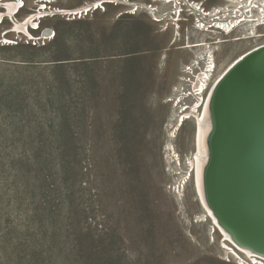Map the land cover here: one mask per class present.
I'll list each match as a JSON object with an SVG mask.
<instances>
[{
	"label": "rangeland",
	"instance_id": "374dc122",
	"mask_svg": "<svg viewBox=\"0 0 264 264\" xmlns=\"http://www.w3.org/2000/svg\"><path fill=\"white\" fill-rule=\"evenodd\" d=\"M24 2L19 19L39 4ZM243 2H105L44 17L37 40L0 24V264H257L207 217L192 166L202 76L264 43V19L231 39L216 29Z\"/></svg>",
	"mask_w": 264,
	"mask_h": 264
},
{
	"label": "bare ground",
	"instance_id": "6f19581e",
	"mask_svg": "<svg viewBox=\"0 0 264 264\" xmlns=\"http://www.w3.org/2000/svg\"><path fill=\"white\" fill-rule=\"evenodd\" d=\"M169 1V0H168ZM240 1V0H238ZM245 1L241 4V8L239 10V15L237 18L232 20V22H229L227 20H222L220 23L216 24V29H219L222 31L225 37L228 39H231L234 36H237V31L240 28L245 27V25L249 26V29H254L258 28L259 26L263 25V20L262 24L257 22L258 20L264 19V0H241ZM105 2H116V0H96L88 4H83L80 6L76 7H71V8H59V7H53L49 6L50 1L49 0H39V4L36 6V9H33L32 12L28 13L24 18L19 19L17 17V14H19L22 10V8L25 6L24 0H0V24H2L5 19H10L12 18L13 22L12 25L10 26L9 29H6L8 32H18L22 36L28 38L29 40H37V39H47L49 37L48 34L49 32H42L39 34V36L33 35L30 30L34 29L37 27V24L42 21V19L46 16L52 17V16H57V15H71L78 18H82L85 16V14L90 13V11H94L97 9H100L103 7ZM87 11V13L84 11ZM81 14V15H80ZM251 17H255V20ZM239 18H242V20L239 22ZM253 21V22H252ZM217 23V22H216ZM234 24V26H233ZM197 27V26H196ZM215 28V27H213ZM200 29V28H199ZM203 32H206L207 36L211 35L214 29H211V27H205L201 29ZM256 30V29H255ZM7 32V33H8ZM52 33V32H51ZM253 33V32H252ZM256 36V35H255ZM5 41H9L6 36L4 37ZM3 39H0V45L3 43H8V42H3ZM216 50V49H214ZM256 58V59H255ZM239 63L234 66L235 61H238ZM234 62L230 63L229 66H231L228 75L223 78V72L221 75L217 76L213 80V76L216 72V70L213 72V75L209 78L202 76L201 82L203 83V88L204 92L208 89L207 95H205L204 101L201 104V111L199 114L196 116V133H195V151H194V159L192 158V166L193 168V177H194V184H195V189L198 194L199 200L203 206V208L206 211L207 217L211 219L212 224L214 225L215 229L220 232L222 236H226L225 242L230 244L232 248L234 249V252H238L240 254H243L246 259L248 260H253L256 261V263L264 264V254L256 249L255 245L250 243L248 246L242 245L237 242L235 237L233 236L231 232V226L227 224V222L230 225L236 226L238 231L237 234L240 237L246 238V236L239 230V227L233 223L230 219H226V221L219 216V214L214 210V206L211 205L207 201V197H210V184L208 185L207 182L206 184L209 186V193L205 191L207 189L206 187L204 188V179L203 174H206L203 170V166L206 164L205 162L208 163L210 160L212 162L211 164V176H210V181L211 177L214 175V166L217 163V156H216V151H217V146H218V137L221 132V125L219 124L220 121V116H218L219 108H220V99H222V90H230L228 87L232 82H240V79L235 80L234 78H237L238 74H241L246 68L248 71H252L253 75H249L248 77V82L246 86L249 87V85L252 86L253 89H255V92L258 91L259 93H256L253 96V101L257 102L258 101V96L261 95L263 97L262 99V104L264 105V43L257 45L251 49H249L247 52L239 56ZM216 60L214 59L215 63ZM237 63V62H236ZM251 67V68H250ZM226 68V69H227ZM216 69V68H215ZM225 69V70H226ZM255 71H258L259 73H255ZM226 74V73H225ZM252 76V77H251ZM205 81V82H204ZM212 81V83H211ZM211 83V86H210ZM210 86V87H209ZM201 87V84L200 86ZM210 94V95H209ZM210 96L209 101L205 107V112L202 114L203 107L205 100L207 96ZM238 93H236V96ZM235 95L234 98L232 99L234 102L235 101ZM238 98V96H237ZM233 106V104H232ZM196 108V107H194ZM254 110V109H253ZM253 110L248 112V117H245L243 121L245 120V124H248L247 126H250L258 131V125L259 123L256 122L257 119L260 121V125H264V108L261 110L263 111V114H254ZM194 111V110H193ZM197 111V110H196ZM188 113V111H185ZM189 114V113H188ZM252 118H255V121H253ZM244 124V123H243ZM244 124V125H245ZM244 128H246L244 126ZM244 135L246 137H250V133L247 131L248 127L245 129ZM255 131V132H256ZM264 131V129H263ZM263 134L264 132L258 131ZM235 137H238L236 135ZM264 138V137H263ZM260 144V143H259ZM261 149L263 150V155H264V144L261 142L260 144ZM263 165H264V160H263ZM210 164V163H208ZM262 165V164H261ZM262 165V166H263ZM208 166V165H206ZM214 167V168H213ZM204 168H206L204 166ZM204 172V173H203ZM207 172V171H206ZM209 173V172H208ZM208 179V178H207ZM209 182V181H208ZM264 186V185H263ZM208 190V189H207ZM209 200V199H208ZM259 208H261V213H264V205H260ZM225 213V212H224ZM261 213L257 214L253 219V224L255 225L260 217ZM211 214V215H210ZM221 218L225 221V224H223ZM228 218V216H226ZM221 227L222 231L219 229L218 224ZM256 226V225H255ZM264 230V229H263ZM252 241V240H251ZM227 245V244H226ZM247 245V244H246ZM229 246V245H228ZM258 246V245H256ZM263 247V246H262ZM260 247V248H262ZM259 248V249H260ZM231 249V248H230ZM264 249V248H263ZM235 252V253H236ZM233 253V252H231ZM251 258V259H250Z\"/></svg>",
	"mask_w": 264,
	"mask_h": 264
},
{
	"label": "water",
	"instance_id": "95a60500",
	"mask_svg": "<svg viewBox=\"0 0 264 264\" xmlns=\"http://www.w3.org/2000/svg\"><path fill=\"white\" fill-rule=\"evenodd\" d=\"M246 70L234 78L240 79V82H232L228 87L230 90L221 92L222 99L219 111L217 110L221 132L216 151L217 163L215 168L213 167L214 175L211 177L210 203L225 221L230 219L239 227L246 236H240V239L264 248V213H261L259 208L264 205V155L260 147L261 142L264 144V133L258 132H264V125H260L257 119L259 125L256 131L250 124H245L246 119L243 121L253 109L254 114H263L261 110L264 105L261 102V91L255 92L251 85L246 86L249 84V75H255L250 69ZM256 93L261 95L258 96V101L254 102L252 99ZM234 95L236 102L232 100ZM252 119L255 121V118ZM244 126L248 127L250 137L244 135ZM236 135L238 137H235ZM259 213L262 215L255 226L252 218ZM227 224L231 226L228 222Z\"/></svg>",
	"mask_w": 264,
	"mask_h": 264
}]
</instances>
